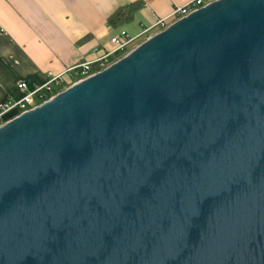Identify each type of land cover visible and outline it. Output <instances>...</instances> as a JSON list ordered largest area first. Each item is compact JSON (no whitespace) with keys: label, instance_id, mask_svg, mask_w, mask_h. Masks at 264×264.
<instances>
[{"label":"water","instance_id":"95a60500","mask_svg":"<svg viewBox=\"0 0 264 264\" xmlns=\"http://www.w3.org/2000/svg\"><path fill=\"white\" fill-rule=\"evenodd\" d=\"M0 264H264V0H215L0 127Z\"/></svg>","mask_w":264,"mask_h":264},{"label":"crops","instance_id":"0c3cea01","mask_svg":"<svg viewBox=\"0 0 264 264\" xmlns=\"http://www.w3.org/2000/svg\"><path fill=\"white\" fill-rule=\"evenodd\" d=\"M193 0H0V105L21 100L42 87L47 73L61 74L111 51L122 33L137 37ZM215 0H206L211 3ZM140 2L134 21L118 29L108 25L120 8ZM157 32L138 40L132 49ZM100 52H97V51ZM17 114L12 113L10 118Z\"/></svg>","mask_w":264,"mask_h":264},{"label":"built area","instance_id":"2783aa9c","mask_svg":"<svg viewBox=\"0 0 264 264\" xmlns=\"http://www.w3.org/2000/svg\"><path fill=\"white\" fill-rule=\"evenodd\" d=\"M207 4L208 3L206 2V0H193L183 7H176L174 8V11L170 15V17L159 20L155 26L149 29H144L137 37H130L127 34L122 33L119 37L113 38L111 40V43L114 46L111 51L104 52L94 60L86 61L72 68H69L61 74L56 75L53 72H48L47 83L42 87L34 89L33 91H28V85L26 83L19 84L18 89L24 92L25 95L19 101H16L14 103L4 102L0 105V127L11 121L12 119L18 117L22 113H25L39 106L36 103V97L44 100L43 103L49 101L52 97L47 98V94L52 93L57 89H66L73 84L78 83L93 74H96L94 73V69H99L101 71L106 69L109 65L112 64L114 57H117L118 55L123 54L127 51H131L134 44L138 40L146 38L154 30L159 31L160 28L168 25L170 21H177L183 17H186L190 13L204 7ZM97 52H99V50ZM12 113H16L17 115L13 118H10V115Z\"/></svg>","mask_w":264,"mask_h":264},{"label":"trees","instance_id":"16d2710c","mask_svg":"<svg viewBox=\"0 0 264 264\" xmlns=\"http://www.w3.org/2000/svg\"><path fill=\"white\" fill-rule=\"evenodd\" d=\"M143 7L142 3L137 2V3H133L130 5H127L125 7H122L120 9H118L108 20V25L114 29H118L124 25L130 24L131 22L134 21L135 15L136 13ZM174 21H170L168 23V25H166L163 28H160L159 31L166 29L170 24H172ZM140 45V44H139ZM100 52V51H99ZM106 52V51H104ZM129 51L118 55L117 57L113 58L112 63H114L115 61L119 60L121 57H123L124 55H126ZM101 70L99 69H94V73H98ZM65 89H57L54 90L52 93L47 94V98H51L54 97L55 95H57L58 93L62 92ZM44 102V100L40 99L39 97H36V103L38 105H41Z\"/></svg>","mask_w":264,"mask_h":264},{"label":"rangeland","instance_id":"374dc122","mask_svg":"<svg viewBox=\"0 0 264 264\" xmlns=\"http://www.w3.org/2000/svg\"><path fill=\"white\" fill-rule=\"evenodd\" d=\"M163 30H164V29H163ZM163 30H161V31H163ZM154 32H157V33H158V32H160V31L154 30L152 33H154ZM155 34H156V33H155ZM111 44H112V43H111ZM113 47H114V46H113Z\"/></svg>","mask_w":264,"mask_h":264}]
</instances>
